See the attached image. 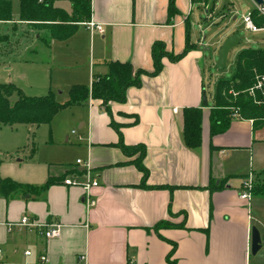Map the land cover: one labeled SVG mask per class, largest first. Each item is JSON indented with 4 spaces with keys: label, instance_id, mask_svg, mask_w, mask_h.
Returning a JSON list of instances; mask_svg holds the SVG:
<instances>
[{
    "label": "crops",
    "instance_id": "0c3cea01",
    "mask_svg": "<svg viewBox=\"0 0 264 264\" xmlns=\"http://www.w3.org/2000/svg\"><path fill=\"white\" fill-rule=\"evenodd\" d=\"M173 3L176 10L169 14V0H90L88 19L78 22L70 37L50 39L48 44L40 41L48 53L46 65L54 69L47 92L90 86L94 76L107 72L110 61L151 72L155 42L174 55L187 43L192 45L176 62L163 57L161 71L142 75L139 86L128 87L124 103L110 104L115 122L128 124L137 118L120 131L124 144L145 147V184L165 187L140 185L142 173L132 161L136 155L127 156L116 146L119 136L109 125V115L99 100L89 98L75 105L87 108L86 117L73 115L83 131L80 164L79 158L61 162V148L51 150L38 165L13 167L0 159L12 167L1 178L33 187L0 195V264H40L42 254L47 264H168L172 244L170 259L175 264H264V255L252 262L250 253L251 228H264L263 190L253 189L249 201L240 198L249 175L256 183L264 182V120L235 118L224 132L211 134V106L202 105L203 54L199 42L191 41L186 16L192 2ZM53 4L73 13V0ZM17 19L15 15L0 24H15ZM89 21L101 23L104 32L91 33L84 24ZM8 82L13 83L9 78L4 83ZM187 107L202 111L201 142L194 149L183 142ZM69 139L65 137L66 142ZM35 151L34 143L29 161ZM87 176L98 182L88 197L81 186L63 184L65 178L84 181ZM48 177L63 178L40 192L36 187ZM24 216L59 223L58 236L46 240L38 229L20 225ZM162 221L170 225L157 227ZM260 237L262 248L264 234Z\"/></svg>",
    "mask_w": 264,
    "mask_h": 264
},
{
    "label": "trees",
    "instance_id": "16d2710c",
    "mask_svg": "<svg viewBox=\"0 0 264 264\" xmlns=\"http://www.w3.org/2000/svg\"><path fill=\"white\" fill-rule=\"evenodd\" d=\"M12 1L0 0V22L6 23L13 20ZM19 3L18 19L21 23L35 29L34 36L48 44L50 39L65 40L70 37L76 29L78 22L87 20L90 13V0H73V13L69 15L65 10L54 6V0H17ZM197 0H191L196 2ZM169 14L175 12L173 0H169ZM255 22H261L255 19ZM7 35L0 33V44L6 41ZM192 47L188 44L179 54H170L164 49L162 42L152 45L151 55L153 59V70L147 72L143 69L133 70L128 62L110 61L107 72L104 75L94 76L90 86L77 84L68 90V99L59 102L55 94L49 91L42 96H27L15 84L0 83V126L14 124H29L39 126L49 123L57 112L70 106L85 104L90 98L99 100L103 110L109 115V125L117 132L119 142L116 144L125 155L136 157L132 160L142 173L141 186L145 188H163L165 186H148L145 184L148 170L143 164L145 147L142 144L126 145L121 138V127L133 125L137 122L134 116L130 123H117L112 118L110 104L112 102L124 103L125 92L130 86H139L142 75L155 76L162 69L161 59L169 58L176 62L182 58ZM255 73L264 74V47L246 48L241 50L235 60V69L229 78H222L214 84L212 106L210 108V132L212 135L224 132L235 119L232 114L237 111L241 119L262 122L264 120V106L253 103L245 92L252 84ZM16 94V99L11 103L10 97ZM201 117L202 111L197 107L183 109V142L191 149L200 146L201 142ZM34 153V143L31 142L30 155ZM138 154V155H137ZM61 178L48 177L47 181L40 187V192L46 190L50 185L58 183ZM33 189L30 185H22L10 178L0 177V195L8 197L11 193L22 190ZM254 190H263L264 186H256ZM166 221L160 222L157 227L169 226ZM175 244L167 255L168 264H175L170 259L174 253Z\"/></svg>",
    "mask_w": 264,
    "mask_h": 264
},
{
    "label": "rangeland",
    "instance_id": "374dc122",
    "mask_svg": "<svg viewBox=\"0 0 264 264\" xmlns=\"http://www.w3.org/2000/svg\"><path fill=\"white\" fill-rule=\"evenodd\" d=\"M18 9V2L15 0L12 2V17L17 15L18 18ZM189 9L186 16L190 22V38L196 44L199 42V49L203 54L204 91L207 105L212 106L211 97L216 81L232 75L236 56L241 50L264 47V32L254 33L244 28L242 17L255 9L252 0H198L191 3ZM14 23L0 24V33L7 35L6 41L0 44V83H4L9 78L22 89L24 95H45L48 93L49 74L54 70H50L49 65H46L47 50L39 40L33 39L35 29L21 23L19 19ZM255 23L260 26L262 21ZM232 33H238L241 40L229 51L226 68L218 71L214 68L218 51L223 41ZM80 60L78 62H81ZM5 67L9 70H5ZM42 70L44 73L41 72ZM53 92L59 102L68 98V89L59 88ZM16 97V94H13L9 99L10 102L12 103ZM86 113L87 108L74 106L57 112L50 123L41 124L38 128H31L27 124L1 126L0 159L7 160L13 167H25L30 163L38 165L50 155L51 150L61 148L63 150L61 162L67 163L71 158L82 160L79 152L82 148L83 131L78 128V122L73 115L80 114L85 118ZM72 131L76 134H72ZM66 136L70 137L68 142L65 141ZM32 141L35 143L36 151L32 161H29L27 156ZM17 158L23 161L14 162ZM7 162H0L2 175L12 171V167ZM258 183L264 185V182L256 183L254 179L253 188ZM259 231L262 236L264 228L260 227ZM263 255L264 240L262 239V248L258 254L251 255V261H257Z\"/></svg>",
    "mask_w": 264,
    "mask_h": 264
},
{
    "label": "built area",
    "instance_id": "2783aa9c",
    "mask_svg": "<svg viewBox=\"0 0 264 264\" xmlns=\"http://www.w3.org/2000/svg\"><path fill=\"white\" fill-rule=\"evenodd\" d=\"M254 8L255 9H253L252 12H247L242 17L244 28L254 33L264 32V0L260 5L254 3ZM254 17L255 19H259L260 21H262L260 26H258L254 22V19H253ZM84 24L91 33L97 32V33L102 34L104 32V27L101 23L89 21ZM245 92L251 98L254 104L258 106H264V74L255 73L252 84L246 89ZM232 116L234 118H240L237 111H235L232 114ZM76 163L80 164L81 160L77 159ZM85 166L86 168H89L88 163H86ZM253 182L254 181H253L252 175H249L246 178V180L243 181L242 191L240 194L241 199L249 201L251 192L253 190ZM63 184L68 185V186H81L83 190L85 191V194H87V197H88L90 189L92 187L97 186L98 182L95 179H91L89 176H87L86 180L84 181H79L78 179H75V178H65L63 179ZM87 203L89 205H93L94 201L91 199H88ZM19 224L30 227V228L38 229L41 232V234L45 237L46 240L57 237L59 234V228H60L59 223L38 222L37 220H30L28 217L24 216L21 218ZM47 261H48L47 256L45 254H42L40 256V264H47Z\"/></svg>",
    "mask_w": 264,
    "mask_h": 264
},
{
    "label": "water",
    "instance_id": "95a60500",
    "mask_svg": "<svg viewBox=\"0 0 264 264\" xmlns=\"http://www.w3.org/2000/svg\"><path fill=\"white\" fill-rule=\"evenodd\" d=\"M254 3L260 5L263 0H252ZM240 42V36L238 33H232L228 36L220 46L218 51V58L216 63L214 64V68L218 71H222L226 68L227 55L231 49L236 47ZM60 94V92H59ZM202 105H207V98L205 95V91H202ZM261 248V237L258 229L256 227L251 228L250 232V253L251 255H255L257 251Z\"/></svg>",
    "mask_w": 264,
    "mask_h": 264
}]
</instances>
